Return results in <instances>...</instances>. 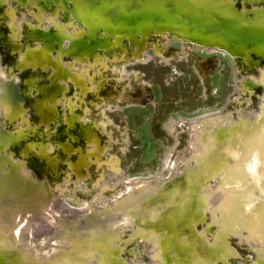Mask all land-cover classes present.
Here are the masks:
<instances>
[{"label": "rangeland", "instance_id": "1", "mask_svg": "<svg viewBox=\"0 0 264 264\" xmlns=\"http://www.w3.org/2000/svg\"><path fill=\"white\" fill-rule=\"evenodd\" d=\"M0 3V174L5 176L10 172L7 178L12 175H16L13 176L16 178L20 174L21 177H17L19 181L26 175L33 182L44 184L48 189L44 188L48 199L72 212H78L76 215L91 206L99 210L104 204L110 205L128 190L137 191L134 186L137 180L151 181L158 186L153 182L154 179H161L171 173L172 168L177 169L181 162L175 165L176 161L184 160L191 165L193 160L188 158L191 122L202 117H212L213 113L216 116L218 112L232 119L236 117L234 113H237V107L242 114L252 115L255 105L264 101V83L261 81L264 61L253 52L247 58L237 54L233 57L231 52L227 54L218 45L192 41L177 35L173 33V27L170 30L172 33L165 30V34H158L152 29L147 38L135 42L138 46L131 44L127 36L122 35L112 44V51H100L92 40L95 37L105 40L104 33L98 30L93 39L87 40V26H83L82 21L73 16L72 3L67 0H0ZM256 3L264 5V0H256ZM233 6L242 11L244 8L250 9L252 5L248 0H234ZM51 37H61V40L53 41L47 61L22 64L23 55L31 50H42L47 46L46 39ZM78 38L85 40L84 47H93V51L84 60L80 52L68 53L70 43ZM58 69L65 70L68 78L55 74ZM59 76L55 84L60 88L54 101L48 102L54 103L48 105L54 118L42 123L36 104L43 100L42 88L54 84L52 78ZM75 77L81 85L75 82ZM249 80H256L257 83L249 86ZM7 82L17 85V105L21 108L20 115L11 120V114H7L11 105L9 99H5L6 104L3 102ZM245 91L249 92L248 95ZM261 110L248 125L249 130L257 129L259 136L264 134V113L259 117ZM72 117L73 125L70 126L67 124L68 118ZM83 127L91 130L94 138H90L92 143L83 136ZM21 129L26 132V136L17 144H7ZM232 129L230 131L234 132ZM235 134L236 143L240 136ZM216 139L211 152L198 154L197 160L201 164L210 163L218 155L215 153L218 152L216 146L222 142L218 141L219 137ZM250 139L247 136L239 146L232 144L224 147L228 152L235 150L237 154L234 159L230 158L231 162L228 163L231 168L217 190H222L227 178L235 180L244 174L243 164L237 155L248 150ZM64 145L68 152L64 151ZM40 146L42 151L39 150ZM78 157H83L86 164L81 170L75 171L72 164L77 162ZM209 163L205 166L202 164V169L210 170L208 168L213 163ZM2 169L8 172L4 174ZM2 176L1 182L7 179ZM5 182L0 184V189L7 186ZM15 182L17 188L12 187ZM242 182L241 189H257L252 178ZM12 186L10 184L8 187L10 192L6 198L0 195V217L6 219L7 215L12 218L10 228H2L3 234L0 232V251L6 253L5 258L11 255L17 261L25 260L27 256H22L24 251L20 250L24 241L40 250L46 246L48 254L55 249L52 246L59 248L55 240L45 244L38 241V236L27 233L24 218L32 216V213L22 208L25 205L22 200L26 198L25 201L33 205V193H26L23 199L20 197V201L18 181L14 180ZM208 188L210 193L215 192V182L209 180ZM143 191L147 192L146 189ZM214 196L210 194L207 200H216ZM237 196V192H228L224 198L228 200ZM244 197L264 202L263 196L240 195V198ZM21 209L25 210L23 214ZM230 212L231 216L226 223L231 229L225 233L226 236L220 235L219 245L223 244L220 250H224L222 264H255L256 260L262 258L257 250L259 241H241L243 236L239 234L241 231L238 232V219L234 224L235 213L232 208ZM212 213L213 209L207 208L202 219L180 235L165 238L158 234L153 237L152 241L156 244L173 238V242H176L174 245L178 243L177 252L181 255L177 253V260L171 263V250L167 251L169 248L161 251L157 248L158 254L154 258L151 253L155 249L148 248L143 240L137 239V243L132 246L134 242L127 241L131 224L126 219V230L119 235L118 240V243L121 242L119 260L121 258L127 264L134 261L139 264H184L185 261L193 264L197 255H200L197 252L200 249L198 246L202 244H187V235L192 231L203 232V239L212 243L217 232L216 224L212 221L213 215L217 213ZM77 220L85 225L83 217L79 216ZM11 246L12 250L8 251ZM202 249L204 253L205 250L211 251L210 255L216 253L214 248ZM131 250L136 252L134 259ZM94 254L87 253L89 259H79L70 264H90L97 260ZM167 258L168 261L165 260Z\"/></svg>", "mask_w": 264, "mask_h": 264}, {"label": "bare ground", "instance_id": "2", "mask_svg": "<svg viewBox=\"0 0 264 264\" xmlns=\"http://www.w3.org/2000/svg\"><path fill=\"white\" fill-rule=\"evenodd\" d=\"M255 1L256 0H248L252 5L249 6L250 9L244 8L240 11L234 8V0H190L187 2L188 5L186 7L165 3L164 0H67V2L72 3L73 16L81 20L83 26H87V32L89 33V38L87 40L93 39L98 30L104 33L105 40H98L96 37L92 40V43L94 41L96 42L95 46L99 48L100 51H112V44L122 35L127 36V40H129L131 44L136 45L135 42L143 38L142 34H148L152 29L157 31L158 34H165V30L169 32L172 27L173 29L179 27L176 30L177 32L173 31V33H177L185 39L218 45L227 54L230 55L231 52L233 57H235L234 54H237L243 58H247L250 54L254 53L259 59H263L264 61V5L255 4ZM1 6L0 3V7ZM82 7L84 10H82ZM147 34L145 38H147ZM54 40H61V37L47 38V46L42 50L28 51L23 55L22 64L47 61L48 57L51 55V47L52 44H54ZM84 45L85 40L78 38L70 43L68 53L80 52L84 60L93 51L92 46L84 47ZM114 47L117 46L114 45ZM55 74H60L63 78H68L65 70H59L58 73L55 71ZM53 80L54 78H52V82ZM74 80L78 82V78L76 79L75 77ZM255 81L249 80L248 85L251 86L256 84L257 82ZM261 81L264 83V71ZM0 85H2L1 82ZM6 88L7 93L4 95L3 102L6 104L5 99H9L8 103L11 105L7 114H11V118L9 119L11 120L20 115L21 108L17 105V85H14L13 82H7ZM58 88H60V86L55 83L51 86L42 88L43 100L36 104V111L40 115L42 123H47V121L54 118V113L48 106L49 104L54 105V103L51 104L48 102L54 101ZM59 90H62V88ZM47 93L49 94L48 99L46 98ZM248 93L249 92H246V95H248ZM263 103L264 101L262 100L259 104L255 105V108L252 110V115L247 116L242 114L237 107V113H234L236 117L232 119L229 118V115L223 113L219 114L218 112L216 116H214L213 113L211 114L213 115L212 117H202L191 122L189 126L190 138L188 146V158H192L193 160L191 165L186 164L184 160L176 161L175 165H179L178 163L181 162L180 166L177 168H180L181 171H175L177 169L172 168L173 172L171 170V173H168L161 179H154L153 182L159 184L158 186L151 181L137 180L134 184L137 191L128 190L118 198H115L112 204H104L99 210H94L91 206L86 208L82 214L76 215L70 212L68 208L66 209L59 203H55L48 199L47 194H45L48 189L44 184L33 182L31 180L32 178L30 179V177L26 175H23V179L19 181L17 177H21L20 174L16 178L13 177L16 175L7 178V174L10 172L7 170L8 173L4 172L2 169L3 173L7 174L5 176L0 174V176L6 177L7 179H3L4 181L2 182L0 181V184L6 181L5 184L7 186L3 187L6 189L4 192L2 191L3 188L0 189V195L6 198L10 192L8 187L14 180L19 183L18 200L21 201L23 196L28 192L33 193L32 197L35 202L33 205H31L30 202H26V198L24 201L22 200V202L25 203L22 208L32 213L30 217L25 216L24 229L30 236L33 234L38 236L40 239L38 240L39 242L46 244V242L55 240V243L59 244V248L52 246L55 249L49 251L48 254L46 246L44 247L45 249L40 250L35 245H30L27 241H24L22 242L24 244L20 250L24 251L22 256H27L25 260L17 261L15 257L9 255L7 258L1 259L0 264H70L79 259L84 261V259H86L84 256L87 257V253H95L94 255L97 257V260L90 262V264H98L100 261H104L110 252L115 254L114 259L116 264H127L123 262V260L121 261V258L119 260V247L121 242L118 243L120 238L119 235L126 230L124 229L126 219L129 220L128 222L131 224L128 228L129 239H127V241H133L134 244L132 246H134L138 240H143L148 248L155 249V252L151 253L154 258L158 254L156 252L157 248L159 251L163 248H169L167 251L171 250L169 253L170 256L177 260L178 256L176 254L178 253V246L176 247V245L178 243L174 245V243H176L173 242L174 238L173 240L166 239L163 243L158 241L157 244L154 243L152 239L158 234L161 237L166 236L165 238H167V236L173 237L174 235L184 233L186 228H193L194 223L202 219V212L200 214L198 210L201 207L213 209L212 215L214 212L217 213V215H213L212 219L217 229L215 239L212 243L206 242L202 237L204 236L203 232L196 233L192 231V233H189L190 235H187L188 242L185 241L192 246L202 244V247L214 248L216 253L207 256L208 253L205 254L202 252V247L198 246L201 250L198 249L200 252L196 250L200 254H196V259L198 258L203 264H222L224 262L221 258L222 254H224V250H220V246L223 244L220 246L218 244L221 243L220 235L224 229V223H226L229 216H231V212L229 213V211L232 208L235 213L234 219L232 218L233 222L238 219L239 224L236 223L238 232L241 231L239 234H242L243 237L245 236V238L241 237L240 240L244 239L245 243L259 241L257 250L260 252L259 257L262 258L256 260L255 264H264V202L256 198H240V195H259L264 197V134L259 136L257 129H253V132L251 130L252 133L249 134L250 130H248L246 135L249 134L248 137H251L249 148L244 154L241 152L240 155H237L238 159L243 164V169H241L244 174L239 175L240 177L238 176L235 180L231 177L227 178V183L223 184L224 187L222 190H217L219 189L220 183H222L221 181H223V178L226 176L227 171L231 168L228 163L230 158L234 159L237 154L235 152V156H233V152H228L224 147L235 144L232 134L238 132L237 134L241 135V133H243V131L241 132V130H239L241 126V128H249L248 125H250L252 118H255V115L263 109ZM73 120L74 117L68 118L67 124L72 126ZM231 128H233L232 130L234 132L230 131ZM82 131L85 139L89 142L92 141L90 140V138H93L91 130L83 127ZM25 136L26 132L21 129L19 133L14 134L13 137L10 136L11 140L8 141L7 144H17ZM231 136H233V138ZM218 137V141L222 142L223 145L221 143L218 147L216 146L218 152H214L218 155L216 154L217 156H215L210 163L207 162L209 165L211 163L213 164L208 168L210 170L205 171L202 169L203 163L201 164L200 161L197 160L198 154H204L205 151L211 152L208 147L210 145L212 146ZM230 138H232V140H230ZM39 150H43L42 146L39 147ZM64 151L68 152V148L65 145ZM211 155L213 154L211 153ZM203 162H205V159ZM207 163L205 162L203 166L208 165ZM85 164L86 161L83 157H78L77 162L72 164V166L75 171H79ZM21 172H23V170ZM247 178H252L254 180L257 189H241V182L246 181ZM209 180L215 182L216 189L213 193H210V189L208 188ZM32 186L38 187L39 195L34 193ZM44 188H46L45 191ZM145 189L147 192L143 191ZM228 192H237L238 196L227 200L224 196ZM210 194H214L216 200L209 202L207 199ZM151 197H154L151 202L147 201L145 204H140L141 200L150 199ZM28 200L29 199H27V201ZM130 208H140V211H131ZM24 209H21V214L25 211ZM149 211L150 213L148 214ZM79 216L83 217L85 225L77 220ZM5 217L6 219L0 217V227L3 229H5V227L10 228V221L12 224V218L7 217V215ZM7 218L9 221H7ZM201 238L204 240L203 243L199 241ZM180 239L182 238H179V240ZM104 243H107L108 247L102 248L105 245ZM159 243L160 245L162 244L161 247ZM191 250L194 251V249ZM131 252L132 258L134 259L136 257V252L133 250H131ZM178 255L181 254L178 253ZM185 258L188 257L186 256ZM216 258L221 259L216 262ZM61 260L63 261L61 262ZM165 260L168 261V258ZM186 262L187 261H185L184 264L188 263ZM132 264L139 263L134 261Z\"/></svg>", "mask_w": 264, "mask_h": 264}, {"label": "water", "instance_id": "3", "mask_svg": "<svg viewBox=\"0 0 264 264\" xmlns=\"http://www.w3.org/2000/svg\"><path fill=\"white\" fill-rule=\"evenodd\" d=\"M149 1H155V0H149ZM190 0H164V2L165 3H171V4H173V5H177V6H179V7H186L187 5H188V3L187 2H189ZM155 3V2H154ZM82 10H84V8L82 7ZM156 16V15H155ZM181 19V18H180ZM177 28H179V27H177ZM177 28H175V29H172V30H174V31H176L177 30ZM177 32V31H176ZM147 33H143L142 34V36H143V38H145ZM177 34V33H176ZM178 35V34H177ZM144 39H141L140 41H143ZM58 78H60V76L59 77H55L54 78V80H53V83H56V81L58 80ZM46 98L48 99L49 98V94L47 93V95H46ZM263 113H264V108L261 110V113H260V116L259 117H261L262 115H263ZM256 122H257V120H256ZM242 127V126H241ZM240 127V129L239 130H241V132L243 131V133H241V135H239L238 134V136H240L239 138L240 139H238V142L237 143H235L236 145H240V144H242L243 143V141H244V139L245 138H247V136H249V134L250 133H252L253 132V129H252V132H251V130L249 131V134L248 135H246L247 133H248V130H249V128H246V127H244V128H241ZM256 131V130H255ZM235 134V133H234ZM234 134H233V136H234ZM2 146H4V145H2ZM231 146H233V145H231ZM212 147L213 146H209L208 147V149H212ZM4 148V147H3ZM2 150V149H1ZM233 152V156H235V150H233L232 151ZM11 186H12V184H11ZM13 188H17L18 187V185L16 184V183H14L13 184V186H12ZM32 190L34 191V193H37L38 195H39V192H38V187H35V186H32ZM214 194H216V193H214ZM214 194H212V195H214ZM152 198L154 199V197H151L150 199H143V200H141L140 201V204H145L147 201L148 202H151V200H152ZM208 203V202H207ZM207 208L208 207H201V208H199L198 210H199V213L201 214V212H202V216H203V213L207 210ZM67 209V208H66ZM131 209V211H140V208H130ZM141 209H142V207H141ZM70 211V210H69ZM70 212H72V211H70ZM74 214H77L78 212H73ZM251 220V219H250ZM141 222V221H140ZM226 224V225H225ZM224 224V229L222 230V233H221V235H222V237H224L225 236V233L226 232H228V231H230V227L227 225V223H225ZM233 231V230H232ZM0 232L2 233V228H0ZM199 241L200 242H202V240L201 239H199ZM105 245H104V247H102V248H105L106 246L108 247V244L107 243H104ZM219 245V244H218ZM161 246H162V244H161ZM220 246V245H219ZM168 247H169V245H168ZM163 248V247H162ZM223 248V247H222ZM10 250H12V247H10L9 248V250L8 251H10ZM107 251H109V250H107ZM206 252L205 253H209V255H210V253H211V251H207V250H205ZM113 254V255H112ZM5 255H6V253L4 252V251H0V260L2 259H4L5 258ZM114 253L113 252H110V254H108L107 255V258L104 260V261H102L100 264H116V262H115V257H114ZM85 258H90V255H87V257H85ZM175 260V258H171V262L172 261H174ZM170 262V263H171ZM191 263V262H190ZM80 264H82V263H80ZM96 264V263H95ZM193 264H203L202 262H200V260L197 258V260H195L194 262H193Z\"/></svg>", "mask_w": 264, "mask_h": 264}]
</instances>
